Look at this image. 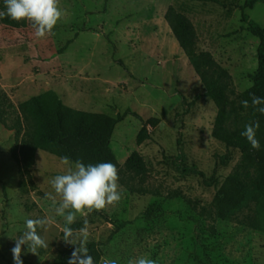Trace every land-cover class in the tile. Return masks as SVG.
Segmentation results:
<instances>
[{
  "label": "rangeland",
  "instance_id": "obj_1",
  "mask_svg": "<svg viewBox=\"0 0 264 264\" xmlns=\"http://www.w3.org/2000/svg\"><path fill=\"white\" fill-rule=\"evenodd\" d=\"M171 5L193 20L199 49L230 70L237 92L248 88L259 39L240 8L230 13L205 0H58L62 17L44 37L35 35L30 21L18 27L0 21V100L7 108L6 121L0 118V264H14L16 238L27 219L38 218L49 222L37 229L47 247L33 254L24 245V264H59L66 247L85 258L79 251L88 254L90 242L98 264H136L142 257L156 264H264V191H253L227 218L217 212L214 199L225 178L239 171L250 179L256 169L240 148L214 137L218 108L170 26ZM248 11L264 24V1ZM51 88L78 108L111 114L132 108L162 117L141 144L138 116L130 113L117 124L112 145L120 161L121 199L77 214L71 225L56 214L60 197L50 181L70 166L75 170V163L39 149L24 171L12 155L22 136L20 102ZM196 96L184 113L183 99ZM135 149L146 160L145 174L125 166ZM66 227L72 229L70 241L64 239ZM85 227L87 240L80 232ZM63 264L80 263L70 258Z\"/></svg>",
  "mask_w": 264,
  "mask_h": 264
},
{
  "label": "trees",
  "instance_id": "obj_2",
  "mask_svg": "<svg viewBox=\"0 0 264 264\" xmlns=\"http://www.w3.org/2000/svg\"><path fill=\"white\" fill-rule=\"evenodd\" d=\"M205 1L217 2L227 7L230 13L235 8H240L242 19L247 24L248 30L259 39L257 68L249 72L252 84L245 90L237 92L233 86L230 70L223 66L211 51L199 49V34L193 20L174 5L169 7L166 14L180 45L205 84V93L210 95L217 105L218 112L212 131L214 137L225 142L228 147L240 148L248 164L256 169L250 179L243 177L239 171H234L218 188L214 202L219 216L227 218L247 202L253 191H264V115L256 112L251 106L250 97V93L264 97V24L252 18L248 11V8H253L258 2L264 0ZM0 11H6L4 0H0ZM0 21L13 27L28 23L26 19L17 22L7 16L0 18ZM73 39L68 40L65 48ZM198 99L199 96L191 101L184 98V113L189 112L190 107ZM244 100L249 101V107L243 106ZM8 104L14 106L11 100ZM19 110L21 128L18 132L22 133V136L20 145L13 148L12 155L20 165V169L24 171L32 165L39 149L49 151L62 159L68 157L71 163L80 161L85 165H95L110 162L118 171L120 161L112 145L117 124L130 113L138 116L143 123L137 135V142L141 144L152 137L151 127L157 126L162 120L159 115L145 117L132 108L118 110L116 114L78 108L66 103L59 92L52 88L20 102ZM6 113L7 108L0 100V118L5 121ZM257 120L260 123L257 130V139L261 144L260 151L253 150L246 138L241 135L245 125ZM125 166L137 174H145L148 171L146 160L138 149L130 153ZM200 173L204 172L200 170ZM79 227V223L74 224V228ZM94 243L90 242L88 255L93 258L94 264H98L92 248ZM70 258L77 260L80 264H83L82 260L85 259L74 248L66 247L62 251L59 264H63Z\"/></svg>",
  "mask_w": 264,
  "mask_h": 264
},
{
  "label": "clouds",
  "instance_id": "obj_3",
  "mask_svg": "<svg viewBox=\"0 0 264 264\" xmlns=\"http://www.w3.org/2000/svg\"><path fill=\"white\" fill-rule=\"evenodd\" d=\"M6 11H0V18L5 16L20 22L28 20L32 23L37 37H44L51 34L54 26L62 17V11L58 7V0H4ZM251 106L261 115H264V97L250 93ZM242 104L249 107V101L244 100ZM260 127L259 120L245 125V130L241 135L246 138L251 148L256 151L261 150L260 141L257 139V130ZM63 162L70 164L69 158L64 157ZM118 171L114 164L102 162L98 164L85 165L83 162L75 163V170L70 166L68 172L55 176L50 184L57 196L60 197L59 206L55 211L58 216L64 218L66 225H71L76 221L77 214L84 217L95 211L103 210L107 205H115L121 199L118 191ZM49 198L56 203L55 196L48 194ZM26 231L16 238L14 247L11 249L14 264H24L22 260L23 246H28V251L37 254L38 249L47 247L44 239L38 234V228H46L47 218L27 219ZM85 225L87 221L85 220ZM84 240L88 238L87 227L80 230ZM72 229L65 228L64 239L70 241ZM85 256L83 264H94L93 258L87 254V249H82ZM111 264H116L112 261ZM136 264H156L149 258H139Z\"/></svg>",
  "mask_w": 264,
  "mask_h": 264
}]
</instances>
